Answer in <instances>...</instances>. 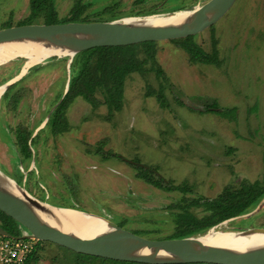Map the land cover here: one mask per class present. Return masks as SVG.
Wrapping results in <instances>:
<instances>
[{
    "label": "rangeland",
    "instance_id": "374dc122",
    "mask_svg": "<svg viewBox=\"0 0 264 264\" xmlns=\"http://www.w3.org/2000/svg\"><path fill=\"white\" fill-rule=\"evenodd\" d=\"M74 1L54 0L59 20ZM207 1L84 0L88 4L84 15L90 23L167 17L193 11ZM27 23L43 25L44 14L32 18L29 0H0V30ZM213 32L217 45L211 43L210 28L194 41L208 53L216 47L219 66L190 63L173 41L157 43L153 63L137 49V58L146 63L143 73L126 78L122 110L108 114L104 104L91 106L76 98L66 111L68 131L56 136L46 119L63 99L79 63L72 59L69 64L66 56L52 57L29 66L24 74L25 58L0 65V87L9 86L0 98V173L43 204L103 215L150 240L173 233L181 211L169 206L214 199L226 187L261 181L264 0H237ZM151 67L162 75L158 77ZM160 84L164 106L155 98ZM102 94L95 93L97 100L103 101ZM214 104L218 110L236 112L231 118L207 112ZM18 129L29 135L28 159L20 154ZM99 147L102 152L97 155ZM135 162L154 170L157 179L190 192H166L148 185L137 178L138 170L131 165ZM190 212L198 218L208 215L203 208ZM253 229H264V198L243 215L203 234ZM42 247L37 264H68L69 253L54 244Z\"/></svg>",
    "mask_w": 264,
    "mask_h": 264
},
{
    "label": "water",
    "instance_id": "95a60500",
    "mask_svg": "<svg viewBox=\"0 0 264 264\" xmlns=\"http://www.w3.org/2000/svg\"><path fill=\"white\" fill-rule=\"evenodd\" d=\"M236 1L208 0L194 9L190 17L178 26L155 27L144 23L129 25L124 23L125 19L113 22L11 26L0 30V45L25 41L45 42L55 48L72 52L71 57L66 56L71 64L76 54L94 48L126 47L197 36L221 20ZM5 86L6 91L9 86ZM16 186L24 200L14 197L0 187V212L17 222L23 231L20 237H13L0 228V236L4 238L49 242L77 254L138 264H264V247H254L239 252L206 246L199 239L205 234L179 239L150 240L129 232L113 222H108L109 230L106 233L90 239H82L41 222L31 206L50 205L37 201L17 184ZM50 207L58 211L75 210L87 219L100 217L78 209ZM237 234L242 236L264 235V229H253ZM141 251H147L148 254H139ZM161 254H165L166 257H161Z\"/></svg>",
    "mask_w": 264,
    "mask_h": 264
},
{
    "label": "trees",
    "instance_id": "16d2710c",
    "mask_svg": "<svg viewBox=\"0 0 264 264\" xmlns=\"http://www.w3.org/2000/svg\"><path fill=\"white\" fill-rule=\"evenodd\" d=\"M143 0H137V3H142ZM32 18L40 14H44V24H66V23H88V17L85 12L88 9V4L84 0H75L69 13L61 20L57 18V13L54 8V0H29ZM27 23L23 25H29ZM11 27L7 25L6 28ZM211 43L217 45L215 42L214 26L210 28ZM173 43L178 45L189 57V62L192 64L201 65H217L218 61L216 47H212L211 52L204 51L195 41L194 37H188L181 40H174ZM214 45V46H215ZM157 43L147 42L126 47H103L94 48L76 54L73 57V63H79V69L74 75L68 85L67 93L56 107V110L51 121V131L53 135L63 134L68 131L69 124L65 117L67 108L76 99L82 98L91 106H98L104 104L107 108L108 114L119 112L123 107L124 86L126 78L134 73H143V66L146 61L139 60L136 55V50L141 49L147 56V60L154 62L153 59L156 54ZM72 63V64H73ZM72 68V66H71ZM151 71L155 72L158 77L162 75L160 70L151 67ZM160 84L159 93L155 94V98L160 106L166 103L163 96L164 89ZM97 91L103 92V101L96 98ZM154 91L148 92L152 96ZM207 112L216 113L222 117L231 118L236 110H218L216 105H209L206 108ZM17 139L19 140L20 148L26 155L30 154L27 141L29 135L24 133L21 129L17 131ZM21 140H23L21 142ZM101 147L97 149L96 154H101ZM264 162V153H263ZM133 167L137 168V178L143 182L151 185L157 189L166 192H180L187 194L190 190L172 186L170 183H165L162 179L154 175V170L150 168L138 167V163H134ZM264 198V176L261 181L253 183L243 182L236 189L226 187L214 199L198 198L191 202L182 204L180 202L169 206V209H179L181 212L176 215L174 221L173 233L166 238L159 239H179L184 237L196 236L205 233L207 230L234 218H237L249 209L254 207L258 202ZM192 208H203L208 212L207 216L198 218L190 212ZM1 225L0 228L7 231L13 237H20L22 232L19 225L10 217L0 212ZM139 235V232H134ZM49 242H39L35 244L34 251L29 256L27 261L23 264H37L40 261V252L43 250L42 245ZM52 245V244H51ZM57 246V245H56ZM60 249L70 254L68 264H138L130 262L112 261L102 258H96L77 254L73 251L57 246Z\"/></svg>",
    "mask_w": 264,
    "mask_h": 264
},
{
    "label": "bare ground",
    "instance_id": "6f19581e",
    "mask_svg": "<svg viewBox=\"0 0 264 264\" xmlns=\"http://www.w3.org/2000/svg\"><path fill=\"white\" fill-rule=\"evenodd\" d=\"M192 14V11H181L174 13L167 17H147V18H130L125 19L124 23L129 25L147 24L153 26H166L173 25L178 26L183 24ZM142 17V16H141ZM57 56H72V52L66 49L55 48L48 43H31V42H15L0 45V65H3L16 58H25L27 60L26 68L29 66L40 63L46 58ZM26 70L23 72V74ZM6 86L0 88V98L5 91ZM1 172V171H0ZM0 187L7 193L14 197L24 200L21 192L17 189L16 183L0 173ZM35 215L38 219L60 231L68 234H72L82 239H90L101 234L106 233L109 230L108 222H111L107 217L99 215L98 218H83V214L76 212L75 210H55L50 206L32 207ZM66 209V208H65ZM97 215V214H96ZM115 224V223H114ZM117 225V224H116ZM227 230V229H226ZM234 231V230H233ZM200 242L206 246H212L217 248L229 249L232 251L242 252L244 250L254 247H264V235L253 234L249 236H242L235 232L231 233H219L210 232L204 237L199 238ZM139 254H148L147 251H141ZM161 257H166L165 254H161Z\"/></svg>",
    "mask_w": 264,
    "mask_h": 264
},
{
    "label": "built area",
    "instance_id": "2783aa9c",
    "mask_svg": "<svg viewBox=\"0 0 264 264\" xmlns=\"http://www.w3.org/2000/svg\"><path fill=\"white\" fill-rule=\"evenodd\" d=\"M35 240H17L0 236V264H23L35 248Z\"/></svg>",
    "mask_w": 264,
    "mask_h": 264
},
{
    "label": "flooded vegetation",
    "instance_id": "af4514ba",
    "mask_svg": "<svg viewBox=\"0 0 264 264\" xmlns=\"http://www.w3.org/2000/svg\"><path fill=\"white\" fill-rule=\"evenodd\" d=\"M26 69H24L23 70V72L25 71ZM3 87V86H2ZM1 88V87H0ZM5 92V91H4ZM59 104H57L56 103V107L58 106ZM56 107H55V109L54 110H52V111H50V113L48 114L49 116H48V118L46 119V126H49V128H50V132H51V135L52 136H56V135H53L52 134V131H51V121H52V119H53V115H54V112H55V110H56ZM66 114H67V112H66ZM66 114H65V117H66V119H67V116H66ZM67 122H68V120H67ZM45 126V127H46ZM19 130V129H18ZM17 130V131H18ZM22 130V129H21ZM23 131V130H22ZM24 133H26L25 131H23ZM18 140V139H17ZM23 140H21V142H22ZM18 142H19V140H18ZM27 145H28V148H29V151H30V154L29 155H26V154H24L23 152H22V149L20 148V144H19V148H20V154L23 156V158L24 159H28V158H30L31 157V150H30V145H29V139H28V141H27ZM31 160V159H30ZM19 229H20V231L22 232L23 231V229L21 228V226L19 225Z\"/></svg>",
    "mask_w": 264,
    "mask_h": 264
}]
</instances>
